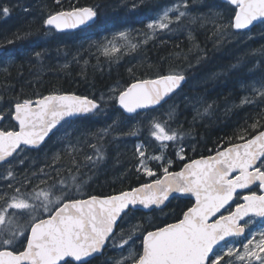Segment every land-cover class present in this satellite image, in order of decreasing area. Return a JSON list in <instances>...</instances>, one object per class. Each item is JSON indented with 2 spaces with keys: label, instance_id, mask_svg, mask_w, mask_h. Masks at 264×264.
<instances>
[{
  "label": "snow or ice",
  "instance_id": "1",
  "mask_svg": "<svg viewBox=\"0 0 264 264\" xmlns=\"http://www.w3.org/2000/svg\"><path fill=\"white\" fill-rule=\"evenodd\" d=\"M56 2L59 4L60 0ZM226 3L234 7L227 22L217 25L218 41L228 38L230 33L250 32L257 23L264 25V0H226ZM137 7L136 2L131 4V10ZM0 14L7 17L10 9L0 6ZM216 15L223 18L221 13ZM97 17L98 13L92 7L48 14L42 20L45 29L42 36L46 38L54 32L87 26ZM190 19L193 18L189 0H174L171 7L147 24V28L153 33L172 31V26L178 28ZM30 35L16 34V40ZM127 36L126 31L118 33L120 39L127 40ZM7 43H15V40ZM136 46L130 45L132 49ZM119 51L112 41H108V46L103 49L105 55ZM31 55L39 60L47 55V50ZM259 55L264 56V50ZM237 66L233 65L234 68ZM187 82L183 72H169L155 79L137 80L110 95L108 100L101 96L100 103L87 96L50 94L36 100L10 101L11 106L6 112L0 108V122L12 119L18 124V130L16 125L0 127V162L6 165L12 164L9 158L16 159L14 154L19 156L27 150L38 149L46 137L51 139L50 133L55 135L65 124L71 125L74 118L88 120L102 114L101 104L110 102L118 105L117 112L121 117L132 119L134 117L127 114L138 117L142 112L148 113L145 120L149 134L159 142L161 152L160 155H146L147 147L138 144L136 171L153 179L116 194H89L87 198H77L86 180L79 171L80 164L75 161L73 167L77 174L70 179H58L61 173L54 167L56 175L44 173L48 179L40 181L46 187L34 186L32 191L21 192L19 187L13 188L9 184L14 194L0 195V200L4 201L0 206V264H93L109 248L121 253L128 251L127 256L109 264H264V230H251L255 218L264 220V192L257 194L251 187L255 185L264 190V130H259L264 125L257 121L250 126L254 135L248 139L243 135L238 137L242 143H229L213 156L187 158L190 162L185 163L181 171L170 172L173 162L167 160V166H164V153L171 144L173 154L179 160H185L182 144L186 133L171 126L176 119V108L169 101L183 93ZM257 83L259 87L254 84L252 91L264 103V76ZM184 99L191 103L186 94ZM242 103L253 101L245 98ZM166 105V112L161 113L163 119L151 115L165 109ZM211 107V104L207 105L203 112L195 109L196 115H207ZM118 123L113 120L112 125L100 130L99 138L108 135ZM70 135L65 131L67 150L72 152L75 146L71 144ZM89 146L95 158L86 157L88 164L102 163L103 154L95 145ZM149 161L159 163L163 179L155 178L157 172L149 166ZM7 175L13 177L14 174L9 170ZM48 180L52 182L48 183ZM26 186H31V180H27ZM238 190H247V194ZM173 193L195 197L192 206L174 223L164 226L132 223L137 219L136 213L145 210L163 213L170 197L178 198ZM20 217L26 218L23 225L18 223ZM125 225L129 226L127 236ZM149 227L152 230H148ZM137 239L141 241L138 252L133 250Z\"/></svg>",
  "mask_w": 264,
  "mask_h": 264
},
{
  "label": "trees",
  "instance_id": "2",
  "mask_svg": "<svg viewBox=\"0 0 264 264\" xmlns=\"http://www.w3.org/2000/svg\"><path fill=\"white\" fill-rule=\"evenodd\" d=\"M138 1L135 10H131V6L119 5L121 0H60L59 4L56 0H21L15 6L11 5L8 7L10 15L4 17L0 25V43L4 41L2 44L5 46V53L14 58L7 64L5 71L0 72V92L6 93L8 99L15 100L54 92H73L93 97L100 102L101 96L106 100L104 94L114 84L118 83L119 91L139 79L157 77L169 72H183L188 78L183 91L190 97L206 98L212 105L209 113L198 119L191 103H177L175 98L169 101V104H174L176 108V119L171 126L186 133L184 141L192 140L197 143L194 151L186 150L188 158L213 154L218 149L229 146V143L242 142L238 139L241 135L245 136V139L254 135L255 132L250 126L257 121L264 125V103L260 102L257 96L253 103L239 102L241 97L248 94V85L264 76V56L259 55L260 51L264 50V32L242 46L243 49L251 47L250 50L253 49L256 55H251L252 52L246 54L241 51V44L232 41L228 43L226 38L218 41L217 25L227 22L233 6L221 0H198L191 6L195 20H185L178 28L172 26V31L160 32L155 38L141 43L135 49L121 45L119 52L105 55L103 49L107 45L105 41H101L106 34L124 27H144L145 22L153 17L161 5L174 0ZM84 6L96 7L98 17L92 26L70 33L54 32L46 38L42 36L45 30L42 20L46 16L35 17L38 11L48 15ZM213 7L223 10V18L218 17L215 11L211 13L214 15L213 19L203 15L202 12ZM260 26L262 25L255 29ZM25 33L31 35L16 40V34L23 36ZM8 40H15V43L8 44ZM59 42L62 44L56 47ZM42 50H47V55L39 60L31 55ZM233 65L238 66L234 68ZM207 74L213 75L211 81L195 85ZM231 103L238 105L221 113L220 109L228 107ZM167 107L166 105L163 109L164 113ZM101 108L104 109L102 114L88 120L76 119L74 122L85 131H94L85 141H93L104 156L103 162L95 166L88 164L86 157L90 154L95 157V153L92 148L86 150L87 143H82L79 151L67 154V160L63 163L66 167L60 170L61 175L57 177L70 179L72 175L77 174L73 167L74 161L80 164L79 171L84 174L86 184L77 198L87 197L89 194H115L153 179L136 171V158L131 157L128 146L113 144V140L110 142V137L119 134L115 131L117 127L110 129L108 135L99 138L100 130L109 124V116L120 114L117 112L118 105L111 102L101 104ZM159 117L164 118L163 115ZM13 125L15 124L12 122L6 124L7 127ZM146 131H149L147 126L138 128V132L142 134ZM51 139L42 148L29 151L40 152ZM156 149L152 144L151 150L155 152ZM167 151V154L174 157V149L169 148ZM186 161L187 159H175L169 170L180 169ZM149 163L158 166L155 161ZM35 164L40 165V162ZM46 170L48 168L44 169ZM55 175L54 172L52 176ZM159 175H162L160 171ZM51 182L48 180V183ZM34 184L35 182H32L31 186H23L21 192L32 191ZM37 186L46 187L41 183ZM192 204L191 199L174 198L163 213L139 212L136 213V221L139 219L145 226H162L175 222ZM140 242L138 239V251L141 250L138 247ZM114 251L116 250L107 249L93 264H109L111 260L108 261V258L114 256Z\"/></svg>",
  "mask_w": 264,
  "mask_h": 264
},
{
  "label": "rangeland",
  "instance_id": "3",
  "mask_svg": "<svg viewBox=\"0 0 264 264\" xmlns=\"http://www.w3.org/2000/svg\"><path fill=\"white\" fill-rule=\"evenodd\" d=\"M20 1L21 0H16V2H9L8 0H0V6H6V7H10L11 5L15 6ZM133 2L138 3L139 1L138 0H121L119 5L131 6V3H133ZM197 2H198V0H189L190 6L196 4ZM173 3H174V1L169 2L167 4L165 3L164 5H161L159 7L158 11L154 13L153 17L145 22L144 27H141V26H139V28L138 27H124V28L117 29L115 31H112L109 35L106 34L105 38H103V40L101 42L105 41L104 43H106V45L108 46V41H112V43L118 48L121 45H125L128 48H131L130 47L131 44H136L137 46H139L141 43H143V42L145 43V42L155 38L157 36V34L160 33V31L157 30L155 33H153L152 30H149L147 28V24L150 21L156 19L157 16L161 15L164 9L171 7ZM213 11H215L217 13H221V14L223 13V10L217 9L216 7L208 9L202 13H204L203 15L209 16L211 19H213L214 15L211 14ZM45 14H46L45 12H42V11L39 12L38 11L37 15L35 17L40 18L41 16H47V14L46 15ZM191 16L193 19H190V20L191 21L195 20V16H194V13L192 12V10H191ZM4 17L5 16L3 14H0V25L2 24V19H4ZM121 31H126L128 33L127 40H123V39H120L118 37V33ZM163 32H165V31H163ZM263 32H264V25L258 27L257 29L254 28L250 32L230 34L229 37L226 38V40L228 43L230 41H232V42H236V44L237 43L241 44L240 45L241 51H245V53L248 54L250 52H253L252 51L253 49L250 50L251 47H250V49H249V47L247 49H243L242 46L247 45L248 42L252 38L260 36L261 34H263ZM61 44H62V42H59L55 46L57 47L58 45H61ZM212 79H213V75L207 74L204 79H201L200 81L196 82L195 85L201 84L200 82H205L208 80L211 81ZM250 84L248 85V90H249L248 94H245L243 97H241L239 104H241L242 101L245 100V98H247L251 101H254V98L257 96L253 93L252 86L255 84L256 87H259V84L257 83V81H253ZM118 88H119L118 83L112 85L107 90V92L104 94L105 99L108 100L110 95H113L115 92L118 91ZM185 94L187 95L188 99L191 101V104L193 106L192 108L194 111H195V109L198 108V109H200L201 112H203V108L206 107L207 105H209V103H210V101L206 100V98H203V99L199 98V102H197V98L190 97L185 90L183 91V93H181L180 96L175 97L174 101H177V103H182L183 101H186L184 99ZM187 103H189V102H187ZM237 105H238V103H231L228 107L224 106V108L222 107L220 109L221 113H225L227 110L233 109ZM161 113H164L163 109H161L160 112L151 113V115L162 116ZM147 115H149V114L142 112L140 116H138V117L134 116V118H132L131 120H126V119H122L120 114H114V115L109 116V120H107V123H109L107 125H112L113 120L119 121L118 125L113 127V128L117 127V130H115V131H116V133L118 132L119 134H117V136L110 137V142H111V140H113V144L117 143V145L122 144V146H126V147L128 146L130 149L129 153L132 154L131 157L136 158V162H135L136 166H137V160H138V157L136 154V146L138 144H144L147 147L146 155H160L161 154V152L159 150V142L154 141V138L150 137L149 131H146L144 134L138 132V128L143 129L147 126V121L145 120V117ZM197 117L199 119L202 116H197ZM113 128H112V130H113ZM88 130L85 131L84 129L79 127V125L77 123L72 121L71 125L65 124L64 127L60 129V131H57L56 134L53 136V138L49 141V144L46 145L40 152L34 153V152L27 150L24 153H20L19 156H16V159L12 160L11 165H5L3 167H0V195L7 193L8 196H11L14 194L12 191V188L8 187L9 184H11L13 188L19 187L21 189L23 186H26L27 180H31V183L35 182L34 185L37 186L40 184L41 180H45L48 178L47 176L44 175V173L52 175L54 173L53 172L54 167L58 168L59 171L61 169H64L66 166L63 163H65L67 160V154H74L77 150L79 151L81 144L87 143L85 141V139L94 132V131L90 132ZM127 130H130V131H127ZM65 131H67L71 134L70 140H71V144L75 146V151L69 152L67 150L68 140H66V138H65ZM132 133H135V134H132ZM128 136L131 139L128 138ZM77 140H79V143H77ZM118 142H120V143H118ZM152 144H154L155 147L157 148L155 152L151 150ZM89 145H94L93 141H88L86 150H88V149L91 150V147ZM182 146L185 148L184 155L187 159L188 154L186 153V150H189L191 152L194 151L197 147V143L195 141H192V140H186L183 142ZM169 148L173 149L171 144H169V147L166 149V151L164 153L165 154L164 166H167V163H166L167 160H171L173 162L172 165H174L175 159H178V157L176 155H174V157H172L171 155L167 154V152H168L167 150H169ZM65 155H66V157H65ZM90 156L95 158L92 154H90ZM55 157H59V159H54ZM20 160H23L22 164L19 163ZM188 161L189 160L187 159L186 162H188ZM37 162H40V165H36L35 163H37ZM156 163L158 164V166L157 165L156 166L151 165L150 163H149V166L152 167L153 170L157 172V176L155 178H160L163 175L162 168L158 162H156ZM45 168H48V170L44 171ZM169 169H170V167H169ZM9 170H11L13 172V174H14L13 177H8L7 172ZM159 171L162 173V175L158 176ZM150 181H148V182H150ZM3 203H4V201L0 200V206H3ZM9 211L11 212V210H9ZM25 222H26V218H24V217L18 218V223H20L21 225H23ZM137 222L140 223L141 221L139 219H138V221H136V220L132 221L133 224H135ZM124 227H125V236H127V229L129 226L125 225ZM251 230H252V232H259L261 230H264V220L255 218V224ZM237 239H239V238H237ZM118 243H119V240H117V244ZM137 244H138V239L136 240V244L133 245V250L138 252V250L136 249ZM237 246H239V245H237ZM114 253H115L114 256L108 258V261H110V260L115 261L117 259H120L121 256H127L128 255L127 250L124 251L123 253H121L119 251H114Z\"/></svg>",
  "mask_w": 264,
  "mask_h": 264
},
{
  "label": "water",
  "instance_id": "4",
  "mask_svg": "<svg viewBox=\"0 0 264 264\" xmlns=\"http://www.w3.org/2000/svg\"><path fill=\"white\" fill-rule=\"evenodd\" d=\"M222 2H225L226 3V0H221ZM233 6V5H232ZM84 7H92V8H94L95 10H96V7H94V6H84ZM84 7H79V8H84ZM97 11V10H96ZM97 21V19L95 20V22ZM95 22H90L87 26H81V27H79V28H77V29H71V30H66L65 32H75V31H78V30H80V29H83V28H85V27H89V26H92ZM259 23H257L256 24V26L258 25ZM254 28V27H253ZM185 75V74H184ZM186 76V75H185ZM187 77V76H186ZM156 77H152V78H145V79H155ZM139 80H143V79H139ZM137 81V80H136ZM136 81H134V82H136ZM187 81H188V78H187ZM134 82H132V83H134ZM186 85V84H185ZM129 86V85H128ZM50 94H75V95H77V96H86V95H80V94H77V93H73V92H56V93H49V94H47V95H50ZM47 95H44V96H47ZM89 99H94V100H96L95 98H93V97H90V96H87ZM39 98H41V97H39ZM38 99V98H37ZM36 100V99H35ZM98 103H100L98 100H96ZM135 114H127V116H134ZM73 120H75V118L73 119ZM16 124H17V122H15ZM0 124H1V122H0ZM17 126H18V124H17ZM16 130H18V128L16 129ZM262 130H264V128L262 129ZM55 131V130H54ZM50 136H52V134L50 133L49 134ZM49 140V138L48 137H46L45 138V142L39 147V148H41L47 141ZM237 143H242V142H237ZM237 143H233V144H237ZM38 148V149H39ZM220 150H223V148L222 149H220ZM18 152H19V150H18ZM16 154H14V156H15ZM213 155H215V153H213V154H210V155H204V156H200V157H197V158H194V159H192V160H195V159H200L201 157H208V156H213ZM10 160H12L13 158H9ZM188 162H190V161H188ZM187 163V162H186ZM1 164H4L3 162H0V165ZM185 164V163H184ZM184 164L182 165V167L180 168V169H177V170H173V171H170V172H179V171H181L182 169H183V166H184ZM164 178V175H162L159 179H163ZM151 182V181H150ZM146 183H149V182H146ZM139 186V185H138ZM252 187V189L254 188V187H256L255 185H253V186H251ZM260 190V189H259ZM238 192H243L244 194H247V190H238ZM262 192H264V190H260L259 192H257V194H261ZM116 194V193H115ZM173 196H176V197H180V198H185V199H191L192 201H193V203H194V201H195V197L194 196H191L190 194H177V193H173ZM85 198H87V197H85ZM172 199H174V198H171L170 197V201L172 200ZM241 202H243L242 200H241ZM191 207V206H190ZM234 207H235V204L233 203L232 204V210H234ZM222 211H224V210H222ZM143 212H151V211H147V210H145V211H143ZM224 214L225 215H227L228 213H227V211H224ZM257 218H259V217H257ZM247 219V218H246ZM259 219H261V218H259ZM171 223H174V222H171ZM162 226H164V225H162ZM152 230V229H151ZM246 234H247V232H246ZM231 239V238H230Z\"/></svg>",
  "mask_w": 264,
  "mask_h": 264
},
{
  "label": "flooded vegetation",
  "instance_id": "5",
  "mask_svg": "<svg viewBox=\"0 0 264 264\" xmlns=\"http://www.w3.org/2000/svg\"><path fill=\"white\" fill-rule=\"evenodd\" d=\"M67 33V32H66ZM4 42V41H3ZM2 42V43H3ZM2 43H0V72L1 71H5V67L7 66V64L8 63H10L12 60H13V58H14V56H10V57H8L7 56V54L5 53V46L2 44ZM2 53H3V55H2ZM4 73V72H3ZM3 73H1V75L3 74ZM49 94V93H48ZM45 95H47V94H45ZM44 95H42V96H38V97H26V98H23V99H32V100H35V99H37V98H39V97H43ZM22 99V100H23ZM10 101H12V102H14V101H17V100H15V99H8L7 98V94L5 93V94H3V92H0V108H3L4 110H5V112L7 111V109L11 106L10 105ZM10 122H12V123H14L15 125H16V123H15V121L14 120H12V119H6V120H4V121H2L1 122V124H0V127H7L6 126V124L7 123H10ZM18 127H17V125H16V129H17ZM17 156V154L15 155V157ZM13 160V159H12ZM6 164H1L0 165V167H3V166H5Z\"/></svg>",
  "mask_w": 264,
  "mask_h": 264
},
{
  "label": "bare ground",
  "instance_id": "6",
  "mask_svg": "<svg viewBox=\"0 0 264 264\" xmlns=\"http://www.w3.org/2000/svg\"><path fill=\"white\" fill-rule=\"evenodd\" d=\"M109 3H110V2H109ZM109 3H108V4H109ZM39 8H40V7H39ZM138 28H139V27H138ZM138 30H139V29H138ZM177 36H178V35H177ZM213 52H214V51H213ZM131 56H132V55H131ZM250 85H251V84H250ZM207 120H208V119H207ZM200 122H201V121H200Z\"/></svg>",
  "mask_w": 264,
  "mask_h": 264
}]
</instances>
